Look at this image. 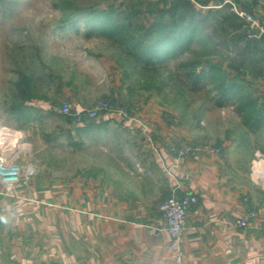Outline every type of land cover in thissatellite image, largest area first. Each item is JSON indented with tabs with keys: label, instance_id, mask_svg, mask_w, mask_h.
Segmentation results:
<instances>
[{
	"label": "crops",
	"instance_id": "1",
	"mask_svg": "<svg viewBox=\"0 0 264 264\" xmlns=\"http://www.w3.org/2000/svg\"><path fill=\"white\" fill-rule=\"evenodd\" d=\"M190 4L198 15L206 9L202 16L223 8L254 11L264 25V0ZM226 34L227 45L215 48L233 52L227 67L242 75L235 82L250 103L240 110L237 96L231 97L235 122L213 138L218 154L173 152L170 146H182L185 133L160 111L134 110L128 118L104 113L94 121H70V146L83 156L70 158L73 169L61 178L27 162L33 146L25 141L27 118L56 110L34 99L15 112L3 110L0 128L17 132L24 171L10 194L0 191V264H175L158 209L173 194L198 198L186 217L183 264H264L258 229L264 223V174L255 170L264 163V38L241 45L238 30ZM252 209L257 214L249 227L236 228L234 221Z\"/></svg>",
	"mask_w": 264,
	"mask_h": 264
},
{
	"label": "rangeland",
	"instance_id": "2",
	"mask_svg": "<svg viewBox=\"0 0 264 264\" xmlns=\"http://www.w3.org/2000/svg\"><path fill=\"white\" fill-rule=\"evenodd\" d=\"M110 6L118 11L128 7L141 9L140 18L145 24L153 18L147 0H0V123L6 113L3 110L15 112L18 109L17 105L23 102L21 95H32L30 101L45 102L56 110L27 118L25 141L33 146L27 162L32 163L37 172L66 178L73 169L69 159L83 156L81 150L74 151L70 146V117L59 111L65 102L73 110L76 105L92 109L98 102H104L107 109L99 115L123 112L125 118L134 110L141 114L143 109L160 111L168 122L184 131L180 147L188 151L183 156L195 155L202 145L212 146L213 138L223 136L234 125L235 115L229 103H216L215 91L210 90L209 85L196 90L181 85L179 64L191 59L201 62L197 72L209 61L220 66L228 79L234 82L241 79L240 72L227 67L233 52L219 53L215 48L227 45V34L214 27L217 26L216 15H212L213 22L210 20L203 30L210 44L195 40L193 52L172 59L169 66L161 70L164 84L159 89L144 90L137 84L140 72L124 79L123 68L114 62L118 53L109 39L97 33L86 35L84 14L72 22L65 21L75 9L103 10ZM224 9L231 12L229 8ZM202 10L197 11L203 15L206 9ZM248 13L261 23L256 12ZM244 41L239 43L243 45ZM169 73L175 74L173 79L168 80ZM198 139L205 143L195 144ZM177 146L179 144H173L170 148L180 156Z\"/></svg>",
	"mask_w": 264,
	"mask_h": 264
},
{
	"label": "trees",
	"instance_id": "3",
	"mask_svg": "<svg viewBox=\"0 0 264 264\" xmlns=\"http://www.w3.org/2000/svg\"><path fill=\"white\" fill-rule=\"evenodd\" d=\"M147 1L151 5L158 4ZM150 8L152 10L150 9L149 12L153 15V20L149 25L143 23L140 18L143 13L141 9L135 7H128L124 11H118L113 6L103 10L94 7L78 8L70 13L65 21L72 22L77 16L84 14L85 25L88 27L86 35L92 36L97 33L111 41L112 47L118 53L114 57V62L123 68L124 79L128 80L132 75L140 72L141 76L137 81L140 87L144 90L159 89L160 85L164 84L160 76L161 70L169 66V61L193 52L192 44L195 40L204 45L210 44L203 30L213 18L212 13L205 16L196 14L192 4L187 0H176L170 6H155V8L150 6ZM215 15L218 20L215 19L214 23L223 33L226 34L228 28L238 30L241 35L239 39L249 41L247 29L236 14L223 8L222 11L215 12ZM199 64L200 61L193 59L180 62L182 86L188 85L191 90H196L209 85L210 90L215 91L216 103L219 105L230 103L231 97L237 96L235 102L239 109L247 108L250 102H246V93L242 86L234 82V79H228L220 66L210 64L209 61H206L197 72ZM169 74L168 80L173 79L175 74ZM21 96L23 102L19 105L34 97L29 94Z\"/></svg>",
	"mask_w": 264,
	"mask_h": 264
},
{
	"label": "built area",
	"instance_id": "4",
	"mask_svg": "<svg viewBox=\"0 0 264 264\" xmlns=\"http://www.w3.org/2000/svg\"><path fill=\"white\" fill-rule=\"evenodd\" d=\"M156 3H165L171 5L176 0H150ZM190 3H196V0H187ZM232 11L244 22L247 29V35L253 40L260 41L264 38V25L246 11ZM107 109L104 102H98L92 109L73 110L68 103H62L60 113L70 117L76 123L81 124L85 120L94 121L100 116L99 113ZM122 115H125L121 112ZM17 132L8 128H0V191L8 195L16 184L21 181L24 171L23 165L19 162V152L22 150ZM16 136V137H15ZM15 137V138H14ZM12 138L15 140L11 143ZM200 150L208 151L213 154L220 153L218 147L203 145ZM180 156L187 154V149L177 146ZM197 151V149L195 150ZM178 154V153H177ZM31 171V170H30ZM30 171L28 173H30ZM198 203V198L193 194L183 196L171 195L159 205V212L166 220V230L170 236L168 249L171 252L175 264H183L184 251L182 247V238L185 231L186 217L189 210ZM256 210H249L245 215L240 216L234 221V226L239 229L248 228L250 219L256 216ZM260 233L264 236V223L258 225Z\"/></svg>",
	"mask_w": 264,
	"mask_h": 264
},
{
	"label": "bare ground",
	"instance_id": "5",
	"mask_svg": "<svg viewBox=\"0 0 264 264\" xmlns=\"http://www.w3.org/2000/svg\"><path fill=\"white\" fill-rule=\"evenodd\" d=\"M18 134H16V136H17ZM15 136V137H16ZM14 137V138H15ZM14 138H12V140H11V143H13V141L15 140ZM255 170L257 171V172H260V173H263L264 174V163H257L256 164V166H255ZM257 175V174H256Z\"/></svg>",
	"mask_w": 264,
	"mask_h": 264
}]
</instances>
